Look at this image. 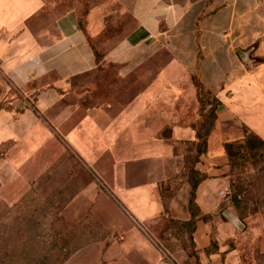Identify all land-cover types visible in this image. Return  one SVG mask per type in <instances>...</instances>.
I'll use <instances>...</instances> for the list:
<instances>
[{"label": "rangeland", "instance_id": "374dc122", "mask_svg": "<svg viewBox=\"0 0 264 264\" xmlns=\"http://www.w3.org/2000/svg\"><path fill=\"white\" fill-rule=\"evenodd\" d=\"M55 1L52 12L41 15L27 31L24 27L28 36L49 27L47 32L51 31L52 38L54 30L50 24L54 16L74 2L78 6V24L83 30L86 28L88 42L101 56L133 26L130 16L112 0ZM237 3L243 10V36L250 37L252 17L258 11V36L264 37V0H238ZM21 32L0 31V108L8 106L20 94L6 71L18 60H6L5 55L21 60L32 52L27 40L20 38ZM162 73L164 77L160 76ZM154 83H158L156 88H153ZM189 86L186 71L166 54L125 75L118 74L112 65L98 63L95 70L68 79L60 93L62 108L56 113L69 108L75 122H82L89 136L84 140L81 133H78L80 137L75 135L80 145L76 150L65 138V132L60 133L43 118L44 128L37 137L0 143V247L3 246L1 236L7 227L15 228L27 219L32 221V234L43 231L42 242L35 248L69 253L62 264H129L131 256L124 250L121 236L130 223H135L146 231L153 245L156 244L162 264H218L217 257L209 258L211 254H218L216 235H212L206 246L214 252L206 253L205 248L196 247L191 225L183 224L185 222L175 218L169 209L171 200L186 181L187 169L196 165L198 159L195 140L189 139L198 122L196 113L195 124L182 127L178 135L173 134L174 127L164 125L157 128L160 136L129 137L125 152L130 146V157L120 159L118 163L109 159V163L103 165L94 161L98 154H111L112 146L107 150H94L93 141L99 139L98 146L108 147L112 137H95L91 127L96 124L105 127L113 116L108 128H113L120 138L122 134L153 131L156 128L151 125L140 128L138 120L125 121L121 117L129 111L138 112V105L132 102L150 100L152 103L156 100L164 108L169 107L176 93L185 92ZM210 92L215 95L212 90ZM107 114L111 115L109 120ZM228 128L213 126V143H218V139L239 138L224 136ZM231 128L237 135L241 129ZM262 164L254 166L248 159L244 165H237L231 171L227 168L226 172L231 191L234 185L241 190L248 189L241 195L246 201V216L239 224L241 229L236 241L242 264H264V258L260 256L264 254V204L257 208L255 202L256 198L264 202ZM212 173L210 170L202 172L205 176ZM155 181L157 186L152 188L150 182ZM249 181L255 183L258 190L250 187ZM137 210L142 214L146 210L153 217L140 220ZM227 242L232 246L234 240ZM139 247L142 259L136 264H150V256L146 255L150 248Z\"/></svg>", "mask_w": 264, "mask_h": 264}, {"label": "crops", "instance_id": "0c3cea01", "mask_svg": "<svg viewBox=\"0 0 264 264\" xmlns=\"http://www.w3.org/2000/svg\"><path fill=\"white\" fill-rule=\"evenodd\" d=\"M112 1L130 16L133 26L96 62L95 53L86 36V28L83 30L78 25L76 2L54 16L50 24L54 30L51 38V31L47 32L49 27L31 36L24 32V27L27 31L30 29L28 26L35 24L41 15L52 12L55 0H0V31L12 34L22 31L20 38H25L32 49L30 55L21 60L5 55L6 60H18L8 66L6 71L20 94L8 106L0 108V143L22 137H37L38 132L44 128V118L48 125L60 133L65 132L63 134L67 136V141L78 150L80 145L75 135L80 137L78 133H81L85 140L89 136L88 132L83 129L82 122H75L69 108L56 113L62 108L60 93L65 82L95 70L98 63L112 65L118 74L125 75L163 54L186 71L189 81L191 76H195L213 91L219 100L214 126L230 127L224 131V136L240 138L243 134L242 126H246L264 140V37L258 36V11L252 17L248 38L243 36V10L238 0ZM236 49H250L251 61L243 63ZM160 76L164 77L165 74ZM157 84L154 83L153 88ZM189 87L185 92L178 91L169 107L164 108L156 100L152 103L150 100L132 102L138 105V112L129 111L121 117L125 121L138 120L140 128L151 125L156 128L153 131L122 134L120 138L113 128H108L113 116L107 114L108 120L109 116L111 119L105 125L106 128L97 124L96 128H91L95 131V137H112L111 144L108 147L98 146L99 139H95L94 147H91L94 150H107L112 146V152L109 155L107 152V156L98 154L95 163L108 164L109 159L118 163L120 159L130 157V146L128 152L125 149L132 135L157 137L160 136L157 128L164 125L174 127L173 134L178 135L182 127L193 126L196 98L191 81ZM232 126L241 127L238 135ZM194 130L189 139L195 140ZM212 132L207 138L206 151L199 155L195 165L199 171L208 173L210 170L213 173L205 176L195 190L199 215L195 218L194 242L197 248L204 249L209 245L212 235H216L218 254H211L209 258L217 257L218 264H242L236 242L242 221L227 198L229 185L223 141L218 139V143H213ZM150 184L152 188L157 186L156 181ZM189 191V183L185 181L169 205L172 215L183 221L190 219L187 207ZM153 199L159 203L155 196ZM160 206L163 209L161 199ZM143 211L144 214L137 210L140 220L147 221L153 217L146 210ZM121 237L124 250L131 256L129 264H136L142 259L140 245L150 248L149 251L145 249L146 255L150 256V264H162L156 244L153 245L146 231L135 223H130L122 231ZM232 239L234 243L229 246L227 241ZM143 257L146 258L145 255Z\"/></svg>", "mask_w": 264, "mask_h": 264}, {"label": "trees", "instance_id": "16d2710c", "mask_svg": "<svg viewBox=\"0 0 264 264\" xmlns=\"http://www.w3.org/2000/svg\"><path fill=\"white\" fill-rule=\"evenodd\" d=\"M90 47L93 49L91 44ZM94 53L96 62H99L101 55L95 51ZM190 81L196 98L195 113L198 122L194 130V138L195 153L199 159V155L207 149V138L216 120V108L219 105V100L195 76H191ZM242 130V137L222 142V148L227 158V168L231 171L237 165H244L249 159L254 166L263 163L260 165V171L264 173V140L246 126H242ZM198 159L196 158V163ZM204 178L205 175L196 169L195 165L186 171L185 180L190 186L188 198L190 219L182 222H185L183 224L191 225L192 233L195 229V218L199 215V209L195 203V190L199 182ZM249 185L258 190L255 183L249 181ZM246 191L248 189L241 190L238 185H234L232 191L229 189L227 194V198L242 222L246 216V201L242 199L241 195L246 193ZM255 202L258 205L257 208L261 204H264V202H261L257 198ZM25 220L27 219L21 221L15 228L14 226L7 227L5 234L1 236L3 246L0 247V264H18L17 262H20V264H62L68 258L69 253H64V250L52 252V248L45 251L35 248V246H38L42 242L40 238H42L43 231L38 230V234H32L30 231L32 221ZM13 229H16L15 233L12 232ZM209 251V247H206V253L214 252V250ZM260 256L264 258V254H260Z\"/></svg>", "mask_w": 264, "mask_h": 264}, {"label": "water", "instance_id": "95a60500", "mask_svg": "<svg viewBox=\"0 0 264 264\" xmlns=\"http://www.w3.org/2000/svg\"><path fill=\"white\" fill-rule=\"evenodd\" d=\"M236 53L243 63H249L251 61L249 57L250 49H246V50L236 49Z\"/></svg>", "mask_w": 264, "mask_h": 264}]
</instances>
